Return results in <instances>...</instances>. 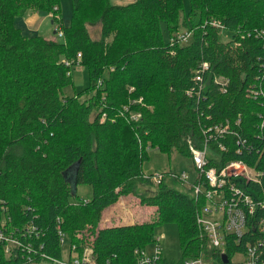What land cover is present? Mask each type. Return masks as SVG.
Returning <instances> with one entry per match:
<instances>
[{
	"label": "trees",
	"instance_id": "1",
	"mask_svg": "<svg viewBox=\"0 0 264 264\" xmlns=\"http://www.w3.org/2000/svg\"><path fill=\"white\" fill-rule=\"evenodd\" d=\"M188 1L181 21L183 0H70L69 23L63 25L59 0H0V206L18 224L37 216L44 230L42 251L51 257L60 256L57 224L78 244V254L85 238L93 236L96 264H136L135 250L153 241L159 222L177 224L181 257L161 254L153 264H184L201 251L213 264H224L222 254L229 259L243 252L251 239L236 242L228 236L223 249L209 247L195 221L205 199L168 185L166 178L179 179L169 172H161L155 193L138 195L140 204L156 207L155 217L98 226L102 211L120 196L152 183L153 174L142 171L149 149L191 156L188 140L199 144L204 130L226 120L234 130L221 139L227 151L216 152L208 165L242 159L264 170V136H258L264 98L249 93L262 89L264 95V0ZM27 9L51 13L62 36L24 34L15 17ZM211 20L232 32L230 40H220L222 28ZM97 23L100 32L94 37L87 26ZM162 24L169 37L184 27L191 39L171 45ZM77 53L93 80L85 100L62 93L75 65L64 59ZM201 62L209 68L196 82ZM215 77L228 79L225 91ZM128 109L140 117L131 118ZM237 136L245 141L238 144ZM73 182L89 184L90 199L78 198ZM240 185L259 193L264 175L261 184ZM14 263L0 251V264Z\"/></svg>",
	"mask_w": 264,
	"mask_h": 264
},
{
	"label": "built area",
	"instance_id": "2",
	"mask_svg": "<svg viewBox=\"0 0 264 264\" xmlns=\"http://www.w3.org/2000/svg\"><path fill=\"white\" fill-rule=\"evenodd\" d=\"M210 24L223 28L219 20H211ZM56 29L58 36H62V30L58 25H55L54 31ZM190 36V31L179 32L170 37L169 42L171 45L183 44L189 41ZM171 53H174V51ZM80 57L81 53H77L75 59H64V62L66 65H71L73 62L78 64ZM208 68L207 63L201 62L194 74V81H203L202 73L207 71ZM214 82L219 84L221 90H226L228 79L215 77ZM100 83L101 80L99 79L98 84ZM249 93L253 97L261 96L264 98L262 89L251 90ZM137 101L140 102L141 98ZM135 114L131 115V118L136 120L140 117V113ZM259 118L260 133H258V136H264V112L259 114ZM239 121L238 118L236 124ZM231 133H234V130L231 129L230 123L226 120L224 123L212 125L204 130V139L199 144L194 143L191 139L188 140V149L199 177L194 183L187 182V176L184 172L180 174L169 172L168 174L178 177L189 190H192L193 195L196 197L201 195L205 199L204 204L196 212L195 221L200 230L199 235L206 238L209 247L223 249L228 236L234 237L236 242H241L243 238L246 239V236H250V240H245L243 252L235 251L233 253V255H241L242 261L232 263L231 258L233 255L228 261H231L232 264H264V249L262 247V238L264 237V189L261 187L258 190L259 193H255L240 185L243 182L261 184L264 170L256 169L242 159H231L219 167L208 165L210 158H217L216 152L227 151V147L221 139H224L226 134ZM212 140L216 143V147L210 144ZM236 141L241 144L245 139L237 136ZM240 150L241 147H238L237 151ZM162 178V173H156L152 175L151 181L158 184ZM36 220L37 216H34L24 223L18 224L7 213L6 207L0 206V251L10 261H15L14 264H33L41 260H48L50 264H96L91 246L93 236L88 235L85 238V245L81 254H78V244L69 241L68 255L66 257L62 255V245L66 233L62 231L59 224H57V230L60 256L51 257L46 254L42 251L44 247L42 239L44 230L37 224ZM57 221L59 223V219ZM80 236L81 234H78V237ZM135 253L137 255L136 264H153L161 255L159 238L156 239L155 248L151 254L138 249L135 250ZM19 257L20 261H17ZM184 264H213V262L211 256L206 260L201 251L198 256L186 258Z\"/></svg>",
	"mask_w": 264,
	"mask_h": 264
},
{
	"label": "rangeland",
	"instance_id": "3",
	"mask_svg": "<svg viewBox=\"0 0 264 264\" xmlns=\"http://www.w3.org/2000/svg\"><path fill=\"white\" fill-rule=\"evenodd\" d=\"M132 0H110L113 4H126ZM183 9L181 11V21L182 14L188 13L189 11V1L183 0ZM59 12L62 17L63 25L69 23L71 15V3L70 0H59ZM51 13L43 10H33L27 9L21 15L15 17V24L18 26L21 31L26 35H41L45 38L59 39L57 33H54L55 24L52 23ZM187 17V16H186ZM185 17V18H186ZM189 19V16H188ZM88 30L90 34L94 37L99 36L100 25L97 23L95 25H88ZM165 26L162 24V31L165 40L170 39L168 36ZM189 29L181 27L179 32H185ZM232 32L226 28H222L219 33V38L221 41H228L231 38ZM176 35V34H175ZM191 39V38H190ZM71 82L64 86L62 93L68 96L79 97V99L88 98L92 92L84 93L89 89L90 85L93 83V80L90 81L88 77L87 68L80 63L72 66L71 70ZM99 80V79H98ZM85 100V99H84ZM135 113H140L139 111L134 112L133 110L128 109L127 115H136ZM141 115V113H140ZM148 158L144 160L142 165V171L144 174H156L161 172H172L175 174H180L184 172L186 174V180L189 183H194L198 177V172L194 166L192 157L190 155H185L177 151H173L171 154H166L161 152L157 148H151L148 150ZM75 169V166L72 167V170ZM165 182L168 185H172L174 188L181 191H189V188L186 184H183L180 179L177 181H170L169 178H166ZM74 189L78 198L88 200L91 197V186L86 183L73 184ZM157 184L152 181L151 184H138L136 187V193L129 195H122V201L118 202V206L121 207L125 204L128 206H138L140 202L139 196L141 194H152L155 193L157 189ZM129 196V197H128ZM120 198V197H119ZM118 198V200H119ZM142 205V204H141ZM152 215V214H151ZM153 217V216H151ZM155 217V216H154ZM159 238V249L161 254L169 258H180L181 257V247L179 242L178 226L175 222H159L153 228V241L149 243L144 251L147 254H151L155 248L156 239ZM69 250V239L68 236H65L64 243L62 245V255L67 256ZM74 255V253H72ZM232 263H238L242 261V256L239 254H234L231 258ZM33 264H50L48 260H41L38 263Z\"/></svg>",
	"mask_w": 264,
	"mask_h": 264
},
{
	"label": "crops",
	"instance_id": "4",
	"mask_svg": "<svg viewBox=\"0 0 264 264\" xmlns=\"http://www.w3.org/2000/svg\"><path fill=\"white\" fill-rule=\"evenodd\" d=\"M121 198L123 197L120 196L119 200L102 211V215L98 223L100 228L115 225H130L136 222L151 220L155 216L156 207L154 206L141 205L139 203L137 207L134 205L131 206V204L129 207L125 206V204L119 207L118 202L123 200Z\"/></svg>",
	"mask_w": 264,
	"mask_h": 264
},
{
	"label": "water",
	"instance_id": "5",
	"mask_svg": "<svg viewBox=\"0 0 264 264\" xmlns=\"http://www.w3.org/2000/svg\"><path fill=\"white\" fill-rule=\"evenodd\" d=\"M72 184H75V183L73 182ZM73 187H74V186H73ZM221 259H222V262H223L224 264L228 263V257H227L226 254H222V255H221Z\"/></svg>",
	"mask_w": 264,
	"mask_h": 264
},
{
	"label": "bare ground",
	"instance_id": "6",
	"mask_svg": "<svg viewBox=\"0 0 264 264\" xmlns=\"http://www.w3.org/2000/svg\"><path fill=\"white\" fill-rule=\"evenodd\" d=\"M174 177V176H173Z\"/></svg>",
	"mask_w": 264,
	"mask_h": 264
}]
</instances>
